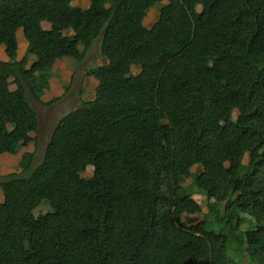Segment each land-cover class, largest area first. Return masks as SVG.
<instances>
[{"label": "trees", "instance_id": "trees-1", "mask_svg": "<svg viewBox=\"0 0 264 264\" xmlns=\"http://www.w3.org/2000/svg\"><path fill=\"white\" fill-rule=\"evenodd\" d=\"M163 1L0 0V155L38 132L29 98L58 100L42 102L36 75L82 62L96 40L106 58L86 71L95 98L59 119L41 163L0 177V264H236L231 240L240 259L263 255L264 0H167L146 27ZM195 193L216 208L187 224L202 211Z\"/></svg>", "mask_w": 264, "mask_h": 264}, {"label": "rangeland", "instance_id": "rangeland-1", "mask_svg": "<svg viewBox=\"0 0 264 264\" xmlns=\"http://www.w3.org/2000/svg\"><path fill=\"white\" fill-rule=\"evenodd\" d=\"M84 1H86L87 4L88 0H84ZM168 3L169 1L164 0L163 2L157 3L154 7L149 9L146 13V17L144 20L145 25L152 26L158 19L161 6L163 4L167 5ZM81 5L84 6V10L88 9V7L85 4L81 3ZM201 10H202V6H198V11ZM99 46H100L99 40H96L92 44V47L88 51V54L86 55L84 60L77 64L78 67L75 70L73 69L74 73L72 75L71 78L72 81L70 85L68 86L67 83H63V88L65 92L62 95V98L49 105L36 103L32 98H29L30 103L32 104L33 108L37 113L38 132L31 133L33 141L29 145L23 146L19 151L15 153H4L0 155V177H5L11 174H20L21 172H23L24 166L22 165V161L25 159H31L35 165L40 164L44 158L45 146L59 119L63 115L70 112L71 110L75 109L81 99L94 98V96L96 95L95 84H92L94 77L91 78L89 75L86 74V71L91 67H94L98 64H104L106 62V58L101 56L100 54ZM28 66H30V63L28 64ZM52 67L53 65L51 66V69ZM51 69L50 72H48L47 74L41 76L36 75L37 79L42 80L37 82L38 85L41 84V88L47 89L49 87V81L50 82L53 81L55 84H57L53 80L54 76H52ZM139 72H140V67L134 66L133 73L137 75ZM9 81H12L11 78L9 79ZM87 86H90L89 91L86 90ZM11 88L13 89L14 87L10 86L9 89ZM237 115H238V111L234 110L232 114L233 119H236ZM249 164H250V159L249 156L246 154L243 159V168L241 169V174H243L246 171ZM199 170H200V166L198 164H194V166L192 167V172L193 173L199 172ZM93 172H94V168L92 166H88L85 172L83 173V177L90 178L93 176ZM183 184L189 186L191 184V178H188ZM193 197L202 206V211L200 213L193 215L183 214L181 216V219L187 224H193L202 221L204 219H207V217L209 216L208 209L213 207L216 208V204L214 203V201L212 199L211 200L206 199L204 194L195 193ZM3 200H4L3 191L0 188V201L2 202ZM47 211L48 210L46 209V207L42 206L37 208L35 214L36 215L43 214L46 213ZM213 221L214 220L212 219V222ZM252 227H253V220L251 218L247 219L240 226L242 231L246 229H250ZM237 232L238 231H235V233ZM233 238H235V235L233 236ZM236 244H237L236 240H231L228 246L229 255L231 258H233L236 264H242V263L260 264L256 261L250 262L248 257L245 256L241 257V261H240V256L236 255V253L231 249L232 246Z\"/></svg>", "mask_w": 264, "mask_h": 264}, {"label": "crops", "instance_id": "crops-1", "mask_svg": "<svg viewBox=\"0 0 264 264\" xmlns=\"http://www.w3.org/2000/svg\"><path fill=\"white\" fill-rule=\"evenodd\" d=\"M81 3L85 4L88 8L90 7V0H88L87 4H86V1H84V0H73L72 5L73 6H79L82 9H84V6H82ZM144 25H145V23H144ZM41 26L43 29H51L52 24L46 20H43L41 22ZM145 26L151 27V26H147V25H145ZM67 33L72 34V31L70 30ZM16 37H17V42H18L17 60H20L24 57L26 50H27V47H28V42L24 36L23 27H20L17 30ZM0 60L10 61L9 57L7 56V54L5 52V46L4 45H0ZM29 63H30V66H28V65L27 66L30 68L32 65V59H29L28 64ZM77 64H78V62H76L75 60L73 61L69 57L57 59L53 63L51 73H52V76H54L53 80L58 84V86L53 81L52 82L49 81V87L47 89L46 88L45 89L44 88H37V87L35 88L36 95L42 100L43 103H48L49 101H51L55 98H58V100L60 98H62V95L65 92V90L63 88V83H67L68 86L70 85V83L72 81L71 78H72V75L74 73L73 69L75 70L78 67ZM90 77L92 78L93 76H90ZM11 80H12V78H11ZM92 84H95V87L97 88L98 81L94 78L92 81ZM67 85H66V87H67ZM10 86L14 87L13 89L11 88L12 90L16 89V86L13 83ZM89 89H90V86H87L86 90L89 91ZM94 98H95V96H94ZM94 98H92V99H81V100L91 101ZM44 105H46V104H44ZM31 133H30V136L32 137ZM241 255H242V257H244V256L248 257L250 262L256 261L260 264H264V253H263V255H261L260 259H258V258L251 259L249 256L246 255L245 252H243V253L241 252ZM240 261H241V259H240Z\"/></svg>", "mask_w": 264, "mask_h": 264}]
</instances>
